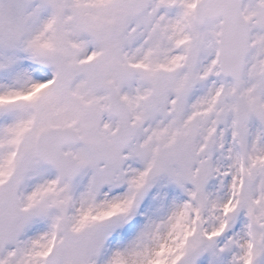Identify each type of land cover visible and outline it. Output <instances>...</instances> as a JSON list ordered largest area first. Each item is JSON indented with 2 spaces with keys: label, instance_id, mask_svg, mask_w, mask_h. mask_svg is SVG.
<instances>
[{
  "label": "snow or ice",
  "instance_id": "1",
  "mask_svg": "<svg viewBox=\"0 0 264 264\" xmlns=\"http://www.w3.org/2000/svg\"><path fill=\"white\" fill-rule=\"evenodd\" d=\"M0 264H264V0H0Z\"/></svg>",
  "mask_w": 264,
  "mask_h": 264
}]
</instances>
